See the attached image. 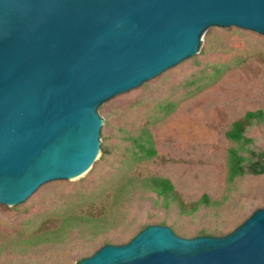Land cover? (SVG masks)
Instances as JSON below:
<instances>
[{"label":"water","instance_id":"water-1","mask_svg":"<svg viewBox=\"0 0 264 264\" xmlns=\"http://www.w3.org/2000/svg\"><path fill=\"white\" fill-rule=\"evenodd\" d=\"M228 27L264 37V0H0V204L88 171L98 107ZM76 264H264V207L221 236L147 225Z\"/></svg>","mask_w":264,"mask_h":264},{"label":"rangeland","instance_id":"rangeland-1","mask_svg":"<svg viewBox=\"0 0 264 264\" xmlns=\"http://www.w3.org/2000/svg\"><path fill=\"white\" fill-rule=\"evenodd\" d=\"M204 34L196 55L98 107L102 119L99 142L100 149H111L118 141L116 129L123 121L138 127L155 115L158 103L175 101L172 113L151 119L149 124L155 158L133 165L128 172L138 177L167 178L183 203L195 202L205 194L217 204L199 207L190 215H179L174 208L163 209L155 204L153 194L137 193L116 208L117 219L104 236L108 241H90L82 229L69 235L61 247H47L23 261L6 259L4 264H76L101 245L123 244L151 224H163L184 238L221 236L253 210L264 207V174L227 183L225 165L227 149L235 146L225 138L229 124L246 111L264 112V37L235 27L209 28ZM207 38H212V44L222 43L224 52L207 49ZM218 64L228 65L225 72L215 82L194 91ZM247 136L253 139L252 149L264 152V126H253ZM100 154L101 151L81 176L47 182L16 206L0 204V234L12 232L28 216L68 201L81 213L110 209L113 204L109 189L101 200L74 203L82 194H95L102 184L101 177H109L111 158L101 160ZM57 221L55 218L51 223ZM214 229L221 233H213Z\"/></svg>","mask_w":264,"mask_h":264},{"label":"trees","instance_id":"trees-1","mask_svg":"<svg viewBox=\"0 0 264 264\" xmlns=\"http://www.w3.org/2000/svg\"><path fill=\"white\" fill-rule=\"evenodd\" d=\"M221 44L220 42L212 44V38H207L205 45L209 50L222 53L224 49ZM227 67V64L214 65L206 77H203V83L197 85L194 91L215 82ZM175 107L176 102L171 100L158 103L155 115L138 127H133L126 122L127 120L123 121L116 129L117 143L111 149L106 147L100 149L101 160L111 158L112 166L109 177L107 179L101 177L102 184L95 194H82L74 203L85 204L92 203L95 199L101 200L107 195L106 190L109 189L111 191L108 194H110V201L113 204L110 209H104L103 212L97 213H81L78 212L76 205L68 201L57 208L47 209L40 214L28 216L12 232L0 234V264H4L6 259L23 261L29 255L40 252L47 247H61L67 243L66 238L69 235L82 229L87 232L90 241L99 238H102V241H108L104 236L117 219L116 208L137 193L153 194L156 198L153 201L155 204L160 205L163 209L174 208L179 215H190L199 207L215 206L217 203L210 201L205 194L201 195L195 202L183 203L180 195L167 178L159 176L138 177L128 172L133 165L155 158L156 151L149 131V124L154 118L161 119L172 113ZM229 125L225 132V138L235 146L228 148L226 152L227 183L248 175L264 174L261 170L264 152L252 149L253 139L247 136L248 130L253 126H264V112L259 109L246 111ZM55 218H58L57 223H51V220ZM212 232L221 233L218 229H214ZM200 233L204 232L201 231Z\"/></svg>","mask_w":264,"mask_h":264}]
</instances>
